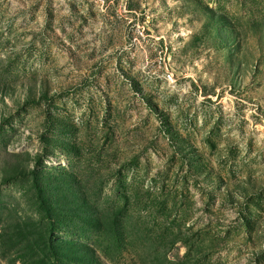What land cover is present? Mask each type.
Masks as SVG:
<instances>
[{
	"label": "rangeland",
	"instance_id": "obj_1",
	"mask_svg": "<svg viewBox=\"0 0 264 264\" xmlns=\"http://www.w3.org/2000/svg\"><path fill=\"white\" fill-rule=\"evenodd\" d=\"M0 264H264V0H0Z\"/></svg>",
	"mask_w": 264,
	"mask_h": 264
}]
</instances>
